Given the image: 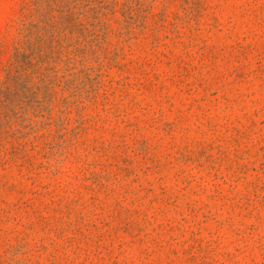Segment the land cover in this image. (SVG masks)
Returning a JSON list of instances; mask_svg holds the SVG:
<instances>
[{"label":"rangeland","instance_id":"obj_1","mask_svg":"<svg viewBox=\"0 0 264 264\" xmlns=\"http://www.w3.org/2000/svg\"><path fill=\"white\" fill-rule=\"evenodd\" d=\"M0 264H264V0H0Z\"/></svg>","mask_w":264,"mask_h":264}]
</instances>
